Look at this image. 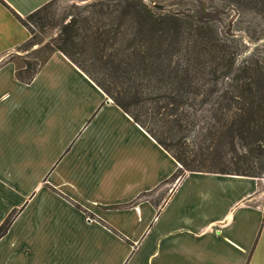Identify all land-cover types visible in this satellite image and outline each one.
I'll use <instances>...</instances> for the list:
<instances>
[{
	"label": "crops",
	"instance_id": "crops-1",
	"mask_svg": "<svg viewBox=\"0 0 264 264\" xmlns=\"http://www.w3.org/2000/svg\"><path fill=\"white\" fill-rule=\"evenodd\" d=\"M51 0H0V264H264L256 179L185 171L62 52L9 54ZM263 193V194H262Z\"/></svg>",
	"mask_w": 264,
	"mask_h": 264
},
{
	"label": "trees",
	"instance_id": "trees-1",
	"mask_svg": "<svg viewBox=\"0 0 264 264\" xmlns=\"http://www.w3.org/2000/svg\"><path fill=\"white\" fill-rule=\"evenodd\" d=\"M174 1V10L144 0L76 6L50 50L62 52L176 160L174 176L260 178L264 27L253 26L264 18V0ZM54 2L25 17L11 11L31 34L23 47L34 39L25 19L46 25ZM42 62L24 60L16 78L29 83ZM14 214L0 225V237Z\"/></svg>",
	"mask_w": 264,
	"mask_h": 264
},
{
	"label": "rangeland",
	"instance_id": "rangeland-1",
	"mask_svg": "<svg viewBox=\"0 0 264 264\" xmlns=\"http://www.w3.org/2000/svg\"><path fill=\"white\" fill-rule=\"evenodd\" d=\"M92 1L96 0H55L54 5L49 8L47 13V19L46 25L42 26L36 18L31 19H25L26 25L34 32V39L28 47H23L21 45L18 47L17 50L9 54V57H11L15 63L16 67L20 68L22 67L23 61H37L42 62L46 59V57L51 52L50 47H52V44L56 43L57 36L60 33L61 26L69 19V14L75 13L77 10L82 8L87 3H91ZM147 4H149L152 7L155 8H165L166 10H174L178 9L176 5L173 3L174 0H144ZM77 6L76 9L75 7ZM83 15H86L87 12H82ZM249 21L253 20L251 18L248 19ZM255 24L260 23L259 26H253V27H264V18L256 17L254 19ZM256 29V28H253ZM257 30V29H256ZM244 42L254 47L255 44H253V41L248 38V36L244 35ZM260 43H264V39L260 40ZM257 181V188L259 190L264 189V176H261L260 178L256 179ZM263 194V193H262Z\"/></svg>",
	"mask_w": 264,
	"mask_h": 264
}]
</instances>
